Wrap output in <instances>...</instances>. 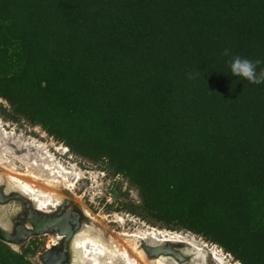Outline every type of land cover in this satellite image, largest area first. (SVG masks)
<instances>
[{"label":"trees","instance_id":"1","mask_svg":"<svg viewBox=\"0 0 264 264\" xmlns=\"http://www.w3.org/2000/svg\"><path fill=\"white\" fill-rule=\"evenodd\" d=\"M264 0H0V99L103 163L125 209L264 264ZM0 240V264H35Z\"/></svg>","mask_w":264,"mask_h":264},{"label":"rangeland","instance_id":"2","mask_svg":"<svg viewBox=\"0 0 264 264\" xmlns=\"http://www.w3.org/2000/svg\"><path fill=\"white\" fill-rule=\"evenodd\" d=\"M4 104L6 105L0 99V106ZM0 138H2L0 139L1 191H4L6 195L10 194L14 197V194L18 193L13 187L15 188L18 185L24 186L25 183L32 184L31 181L26 180V177L23 176V174H27L30 171V165L37 166L34 173L40 176L47 174L48 171L45 170L46 166L44 165L49 164L53 170L52 172H55L57 175H68L67 182L72 185L69 190L72 198L69 197L71 201L63 204V210L57 211L52 206V203L48 202V207L43 211H50L55 214V212L61 213V211L66 209L69 210V212L79 217V221H86V224L89 223L97 228L103 240L106 239L104 240L106 243L117 240L126 249L128 258L133 264H152L157 259L167 262L163 258H166L169 261L168 263H172L173 254L171 251L175 249H179L180 251L181 249L182 255L187 256L188 246L190 245H195L197 249L204 251L207 260L206 264H217L215 261L213 262V258L211 257L218 258L221 264H240L219 246L192 232L187 230H169L127 211L124 205L129 201L138 202V195L136 190L122 176L113 175L105 168L103 163H92L75 155L64 144L49 136L40 126L32 125L25 120H11L0 109ZM40 157L43 158V162L39 160ZM53 164L55 165L53 166ZM17 172H21L20 175ZM6 175L9 177L13 176L12 178L14 179L8 178ZM17 177H21L22 179H18ZM34 194L41 199L36 192L30 193V195ZM16 212L18 213V211ZM9 216L21 219L19 214L18 216H13L9 212ZM15 224L17 227L18 223ZM15 226L13 227L14 230ZM153 231L154 233L163 232L169 236L180 237L179 240H167L162 244L163 248L171 249V254L169 252L167 254L157 253V255L150 253L149 250L154 248L150 245L149 241L151 236H153ZM45 233L33 235L17 246H13L12 244H9V246L16 251H21L32 240H35L37 250L29 256L30 260L35 264H46L48 263L47 258L51 251L50 244L52 238ZM127 239L133 243L136 242L137 249L127 246L125 243ZM140 251L144 252V258L139 255ZM104 258L103 254H98V264ZM111 264L126 263L116 260Z\"/></svg>","mask_w":264,"mask_h":264},{"label":"bare ground","instance_id":"3","mask_svg":"<svg viewBox=\"0 0 264 264\" xmlns=\"http://www.w3.org/2000/svg\"><path fill=\"white\" fill-rule=\"evenodd\" d=\"M5 138H6V136H5ZM0 139H2V138H0ZM6 141H7V139H6ZM39 160L42 162L44 161L42 157H40ZM42 162H40V163H42ZM34 164H35V162H34ZM54 165L55 164H53V166ZM44 166H46L45 170L48 171L47 174L37 176L34 173V170H36L37 166L30 165V171L27 174H23V176L26 177V180L31 181L32 184H26L25 183L24 186H22V185L15 186L14 185L15 188L13 187V189H15V191L18 193V194H14V197L11 196L10 194L6 195L4 193V191L0 190V195H2L4 197L3 200L0 199V228L4 231H11V230L15 231L13 229V227L16 225L15 223H18V225L23 224L25 229L29 230L27 233L22 234L20 236L21 239H19L18 243L12 244L13 246L19 245L20 243L25 241L27 238L32 236L31 235V227H30V224L28 223V221L32 220L33 216H35L34 214L45 215L46 217H51L54 214L53 212H50V211L49 212L43 211L46 207H48L47 206L48 202H51L52 206L57 211H60V210L64 209L63 204L68 203V201H71L69 198V197H71L69 190L71 189L70 187L72 185H71V183L69 184L67 182L68 181L67 180L68 175H66V174L57 175L55 172H52L53 170L50 168L49 164L44 165ZM62 170H63V168H62ZM12 172H14V171H12ZM4 173H6V172H4ZM20 173H18V174L20 175ZM7 177L14 179V178H12L13 176L12 177L7 176ZM19 178H21V177H19ZM7 183H8V181H7ZM32 192H36L38 194V196L41 197V199H39L37 196H35V194L30 195V193H32ZM10 197H13V198H10ZM16 211H18V213ZM9 212L13 216H18V214H19L21 219H18L15 217H10ZM45 234L50 235L52 238V241L50 244L51 245V247H50L51 251L49 253L50 256H48V258H47L48 263H46V264H52V262L58 257H61L62 264H96V263L98 264V262H99V260L97 259L98 254H103L105 257L100 262V264H111L116 260L124 261L126 264L127 263L133 264L128 258V254H127L126 249L117 240H115V241L112 240V241H110V243H106L104 241L106 239L103 240L100 231L97 230V228H95L93 225H91L89 223L86 224V221H82L81 226L77 230H75L73 232V234L69 237L63 236V235H58V233H56L55 229L51 228V227L46 229ZM149 234H150V232H149ZM68 235H70V234H68ZM176 239L179 240L180 237L179 236L178 237L177 236H169L168 234L163 233V232L154 233V231H153V236H151L149 241H150V245L152 247H157V248L163 249L164 246H162V244L164 242H166L167 240L170 241V240H176ZM125 243L127 246H130L134 249H137V243L136 242L133 243L127 239L125 241ZM174 245H176V244H174ZM187 251H188V255L183 256L182 252H180L179 249L178 250L175 249V250L171 251V253L173 254L172 263L164 262L162 260L157 259V261L155 263H152V264H173V263H175V264H186V263H188V264H206V261H205L206 255H205L203 250L197 249L195 245H190V246H188ZM139 255L143 256V258H144V252L143 251H140ZM146 257H148V256L146 255ZM185 257L188 259V261H186V259H185L186 263L183 260V258H185Z\"/></svg>","mask_w":264,"mask_h":264},{"label":"water","instance_id":"4","mask_svg":"<svg viewBox=\"0 0 264 264\" xmlns=\"http://www.w3.org/2000/svg\"><path fill=\"white\" fill-rule=\"evenodd\" d=\"M0 199L3 200L4 197L0 195ZM66 214H64V217L68 216V212L65 211ZM40 217V219H38ZM39 217L33 216L32 220H30V227H31V235H37L41 234L43 232H46V229L49 228V226H53L55 224H60L62 219L64 218H53V217H46L45 215H39ZM64 221V220H63ZM58 227V226H56ZM64 228L60 230V228H55L56 233L58 235H67V231L69 230V224L64 222ZM29 230H26L25 228L22 227L21 224H19L17 227L15 226V231H4L0 228V240L6 244H16L18 243L20 236L22 234L27 233ZM31 237V236H30ZM150 253L153 255H157V253H162V254H167L168 252L170 253V250L167 248H151ZM171 254V253H170ZM50 256V255H49ZM52 264H62L61 257L56 258Z\"/></svg>","mask_w":264,"mask_h":264},{"label":"clouds","instance_id":"5","mask_svg":"<svg viewBox=\"0 0 264 264\" xmlns=\"http://www.w3.org/2000/svg\"><path fill=\"white\" fill-rule=\"evenodd\" d=\"M259 61L253 62L248 59L236 57L230 66L231 73L239 78L246 79L253 84H264V71L259 76L256 75V66Z\"/></svg>","mask_w":264,"mask_h":264},{"label":"flooded vegetation","instance_id":"6","mask_svg":"<svg viewBox=\"0 0 264 264\" xmlns=\"http://www.w3.org/2000/svg\"><path fill=\"white\" fill-rule=\"evenodd\" d=\"M65 211H67L68 212V216L67 217H64V214H66L65 213ZM34 215H36V217H39V215H37V214H34ZM55 215V216H54ZM51 217H53V218H64V219H62V221L60 222V224H55L53 227H52V225L51 226H49V228L51 227V228H60V230H62L64 227V222H65V224L66 223H68L69 224V231H67V235H63V236H71L72 234H73V232L75 231V230H77L80 226H81V221H79V217H77L75 214H73V213H71V212H69V210H64V211H61V213H57V212H55V214H53ZM38 219H40V217L38 218ZM64 220V221H63ZM73 220V221H72ZM78 220V221H77ZM28 223L30 224V222L28 221ZM80 226H79V225ZM22 226H23V228H25L24 227V225L23 224H21ZM31 226V225H30ZM56 226H59V227H56ZM72 227V228H71ZM68 234H70V235H68ZM143 246H145V245H143ZM180 251H181V249H180ZM182 252V251H181ZM209 255H210V253H209ZM212 255V254H211ZM211 257V256H210ZM150 258V257H149ZM211 258H213V262L215 261L217 264H221L220 263V261H219V259L217 258H214V257H211ZM165 261H167V262H169L166 258H163ZM185 259L186 260H188L186 257L185 258H183V260H184V262H185ZM205 261H207L206 259H205ZM207 263V262H206ZM173 264H175V263H173Z\"/></svg>","mask_w":264,"mask_h":264}]
</instances>
